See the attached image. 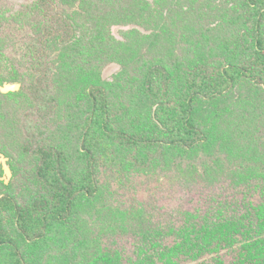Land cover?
Wrapping results in <instances>:
<instances>
[{
    "label": "rangeland",
    "instance_id": "rangeland-1",
    "mask_svg": "<svg viewBox=\"0 0 264 264\" xmlns=\"http://www.w3.org/2000/svg\"><path fill=\"white\" fill-rule=\"evenodd\" d=\"M37 1L0 0V85L12 84L10 76L22 73L18 91L0 92V155L10 173L7 177L0 163V197L21 205L42 196L39 161L31 152L26 154L24 146L48 142L65 155L71 174L85 168L80 145L89 87L106 83L116 131H155L147 122L153 106L137 91L145 71L153 63H165L172 73L170 91L178 92L183 78L178 80L171 66L188 68L211 57L217 62L221 47L229 46L222 43L221 22L233 14L217 13L215 5L221 0H186L190 8L199 4L202 13H155V46L149 52L140 28L135 26L140 33L136 35L128 33L131 25L108 26L115 18L108 13L113 0H53L72 26L74 45L67 50L48 47V70L35 74L28 66L20 70V60L30 62L24 56L30 55L25 44L56 28L41 17ZM159 40L169 53L159 52ZM37 75L44 81L35 92ZM223 96L196 107L194 120L209 142L182 158L178 149L143 147L130 152L102 139L98 167L92 169L98 195L82 197L72 227L54 228L46 242H20L24 259L29 264H264V220L255 235L245 233L253 236L250 245L240 247L230 242L251 220L236 214L239 208L225 206L261 204L264 218V89L241 83ZM223 163L227 167L221 174ZM221 190L227 196L222 210L207 200ZM205 221L219 224L216 228L226 236L213 237L211 229L202 228ZM4 256L0 248V264Z\"/></svg>",
    "mask_w": 264,
    "mask_h": 264
},
{
    "label": "trees",
    "instance_id": "trees-1",
    "mask_svg": "<svg viewBox=\"0 0 264 264\" xmlns=\"http://www.w3.org/2000/svg\"><path fill=\"white\" fill-rule=\"evenodd\" d=\"M188 5L189 2L186 0H113V9L110 8L108 13H115V18L108 26L131 25L128 33L136 35L140 33L134 29L135 26L140 28L145 32L142 38L149 45L148 51L151 52L155 46L154 33L158 19L155 13L203 12L199 4L192 3V8ZM36 7L41 17L56 28L49 29L42 36L22 39L23 41L28 39L25 47L26 53L30 55L24 56H29L30 62L20 60V70L30 68L32 73L45 74L49 64L47 58L52 54L48 47L54 45V48L60 46L67 50L69 46L74 45L75 37L71 24L56 11L53 0H38ZM215 9L217 13H233L232 18L226 19L227 16H224L225 19L221 22L224 28L222 43L229 46L221 47L222 57L218 58L217 62L211 61L213 58L211 57L208 62L198 61L188 68L174 63L171 68L176 69L178 80L183 78L182 87L178 92L170 91L172 73L163 62L153 63L145 71L138 85V94L143 95L153 106L147 122L151 123L155 131L143 132L140 135L116 131L109 114L104 83L89 87L90 105L83 123L84 133L80 145L85 168L79 175L69 172L65 155L56 145L43 142L22 148L26 154L31 152L39 161L37 183L42 196L23 205L15 203L9 197H0V248L5 250L3 264H29L22 255L20 242H46L54 228L59 227L63 230L62 228L69 227L70 224L72 227L82 197L93 198L98 195L99 187L97 179L92 175V169L98 167V152L102 139L130 152L139 151L143 147L178 149L182 158L188 151L195 152L196 148L209 142L207 132L194 120L199 103L214 102L241 83H249L254 89H264V0H221V3L215 5ZM204 10L212 12L210 6H205ZM162 44L159 40V52L169 53L171 50L167 46L166 48L163 46V49ZM26 66L28 68H25ZM38 76L35 79L39 87H34L35 92L39 91L40 84L44 81L43 77ZM10 77L8 80L10 83L18 84L22 73H14V76ZM176 164L180 166V162ZM223 164L221 174L227 167V164ZM235 172L238 173L237 168ZM223 178L227 180V176ZM222 193L225 195L221 190L216 193L218 197L212 195L210 200L207 198L209 202L214 201L219 205L220 210L223 209V199L227 198ZM225 206L229 210L239 208L236 214L244 213L245 219L248 217L247 221L251 220L250 224L240 228L239 233L230 242L240 247H248L253 236L245 233L255 235L263 227L261 220L264 218L259 213L261 204L252 206L235 203L231 206V203H225ZM145 223L149 227L152 225L149 219ZM207 223L201 224L202 228L211 229L213 237L221 238L222 234L226 236L218 227L216 228L219 224ZM184 234L183 232V236ZM239 240L248 244L243 246Z\"/></svg>",
    "mask_w": 264,
    "mask_h": 264
},
{
    "label": "water",
    "instance_id": "water-1",
    "mask_svg": "<svg viewBox=\"0 0 264 264\" xmlns=\"http://www.w3.org/2000/svg\"><path fill=\"white\" fill-rule=\"evenodd\" d=\"M20 85L19 84H5V85H0V92L2 94H7V93H11V92H16L19 90ZM5 162L6 159H4V157L2 155H0V163L2 164L5 174L7 175V177L10 176L9 173V169L7 167H5Z\"/></svg>",
    "mask_w": 264,
    "mask_h": 264
}]
</instances>
